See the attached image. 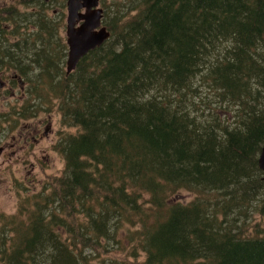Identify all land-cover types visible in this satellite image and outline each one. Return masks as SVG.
<instances>
[{"label":"trees","instance_id":"1","mask_svg":"<svg viewBox=\"0 0 264 264\" xmlns=\"http://www.w3.org/2000/svg\"><path fill=\"white\" fill-rule=\"evenodd\" d=\"M107 27L70 74L58 48L33 53L32 115L54 102L77 132L0 264H264V0H132ZM20 48L0 65L19 71Z\"/></svg>","mask_w":264,"mask_h":264},{"label":"rangeland","instance_id":"2","mask_svg":"<svg viewBox=\"0 0 264 264\" xmlns=\"http://www.w3.org/2000/svg\"><path fill=\"white\" fill-rule=\"evenodd\" d=\"M132 0H101L102 6L105 10L106 19L104 24L107 26V22L112 24L114 18L118 15V12L122 8H126L127 4ZM41 0H0V27L2 28L1 40H4L3 46L0 48V54L6 50V46L9 43H20V50L15 52L23 62L30 68H32L31 79L34 75L39 73L38 62L34 61L33 53L42 49L44 46H52V48H58L60 56L65 54L63 67L66 70L68 59V47L66 44V26H67V1L55 0L42 4ZM27 12L41 13L44 19H51L53 23V31L46 34L39 26L34 25V17H26ZM121 14V13H120ZM119 14V15H120ZM135 11H132L122 22L128 21ZM64 15V18L62 16ZM25 19V23L20 25L16 22H20ZM14 24L12 25V23ZM46 31V30H45ZM23 33V35H22ZM25 42V43H24ZM66 45V49L62 45ZM14 50V49H13ZM56 50V49H53ZM41 50L40 52H42ZM29 56L30 58H28ZM1 59V57H0ZM7 61V60H6ZM62 61V58H60ZM62 65V64H61ZM7 72L3 79L7 78L9 72H14L16 68L12 65H4ZM30 96L32 100L38 98V95L47 96L49 89L48 82L44 81L42 88L38 89L37 84L30 81ZM16 92H19L17 89ZM3 92H0V102L3 101ZM8 102L9 100H5ZM14 100H12L13 102ZM26 102V101H25ZM22 102L20 101V105ZM40 106L37 108L32 116L27 118H15L10 115L7 116L9 107H5V112L0 108V127L4 128L7 125H21L28 121L35 122L36 120L45 119L51 120L52 132L49 137L43 140V145L48 148V157L43 158L41 164L27 167L24 164L17 163L12 165L9 171L8 166L6 168H0V244H8L10 238L15 239L17 236L14 231H19L29 225L28 220L29 211L22 210L23 206H28L29 209L33 203V197L39 194L43 189L50 184V179L61 175L65 169L64 157L56 150V145L70 133H76V128H71L62 125V116L60 112L54 107V102L50 104L48 111ZM2 158H0V161ZM5 170V172H1ZM27 185V187H26ZM45 190V189H44ZM192 197L189 193H184L181 196V200L186 202ZM21 208V210H20ZM255 221L260 223V226L264 228V217L256 216ZM250 219L248 220V223ZM247 223V224H248ZM254 222H251L253 225ZM128 225L125 226L127 228ZM131 246L129 242H126L124 246V252H129ZM109 256L122 258L119 251L110 253ZM95 260L92 261V263ZM97 260L95 263L97 264Z\"/></svg>","mask_w":264,"mask_h":264},{"label":"flooded vegetation","instance_id":"3","mask_svg":"<svg viewBox=\"0 0 264 264\" xmlns=\"http://www.w3.org/2000/svg\"><path fill=\"white\" fill-rule=\"evenodd\" d=\"M39 1V0H38ZM42 4H47L55 0H41ZM68 2V0H66ZM101 5V2H100ZM103 8V6L101 5ZM84 11V10H82ZM82 22V21H81ZM12 66V65H11ZM16 68V65H13ZM7 70L4 65H0V92H3V101L0 102V108L5 112V107H9L7 116L15 118H27L32 116V97L30 96V81H32V68L27 65H21L20 70L17 69L12 73L9 72L7 78ZM17 89L19 92H16ZM5 100H9L6 102ZM12 100H14L12 102ZM20 101L22 104L20 105ZM26 101V102H25ZM4 116L3 114H0ZM0 127V168L10 167L17 163H23L25 167L30 168L41 164L43 158L48 157V148L43 145V140L47 139L52 132V122L45 119L36 120L35 122H25L21 125H7ZM47 154V157H46ZM5 172V170L1 171ZM27 187V185H26Z\"/></svg>","mask_w":264,"mask_h":264},{"label":"water","instance_id":"4","mask_svg":"<svg viewBox=\"0 0 264 264\" xmlns=\"http://www.w3.org/2000/svg\"><path fill=\"white\" fill-rule=\"evenodd\" d=\"M67 9L66 72L70 74L85 55L102 46L111 37V32L103 24L104 9L100 7V0H68ZM258 164L264 171V147L261 149Z\"/></svg>","mask_w":264,"mask_h":264}]
</instances>
